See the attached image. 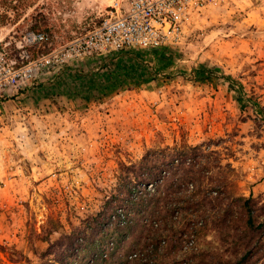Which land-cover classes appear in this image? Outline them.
Instances as JSON below:
<instances>
[{
	"label": "rangeland",
	"instance_id": "rangeland-1",
	"mask_svg": "<svg viewBox=\"0 0 264 264\" xmlns=\"http://www.w3.org/2000/svg\"><path fill=\"white\" fill-rule=\"evenodd\" d=\"M122 1L0 0L1 45L14 67L31 69L23 88L0 101V264H67V236L98 245V215L132 177L121 164L147 152L163 163L162 151L182 143L211 145L217 157L204 160L230 165L233 184L208 209V229L177 235L166 263L232 264L244 254L230 243L232 225L220 224L230 215L236 224L233 201L242 196L257 212L252 264H264V0H216L191 14L162 69L164 54L110 57L82 42ZM30 32L44 34L40 47L25 45ZM127 73L151 78L134 86ZM184 216L176 214L180 225Z\"/></svg>",
	"mask_w": 264,
	"mask_h": 264
},
{
	"label": "trees",
	"instance_id": "trees-1",
	"mask_svg": "<svg viewBox=\"0 0 264 264\" xmlns=\"http://www.w3.org/2000/svg\"><path fill=\"white\" fill-rule=\"evenodd\" d=\"M40 45L41 43L36 44L39 47ZM130 51L134 50L107 55L120 57ZM149 51L165 55L166 60L159 66L161 69L167 68L173 62V58L166 56L167 46L138 49V52L143 53ZM42 53L40 48L35 50V55ZM127 74L129 77H136L132 82L134 86L145 84L151 78V74ZM122 77L123 74L119 72L117 82L122 81ZM120 84L121 87L125 86V82ZM162 154L165 162L160 164H153L148 152L130 167L121 164L120 170L132 169V177L124 184L123 194L117 198L116 204L106 213L98 215V234L101 235L98 245L95 244V239L86 236L83 244H77V237L67 236V264H180L175 261L166 263L171 252L177 248L173 240L185 232L208 229V224H211V211L208 209L213 205L221 206V198L233 184L230 173H233L234 169L230 165L222 166L219 158H216L214 163L204 160L206 155L217 157V152L211 151L209 144L191 147L182 143L165 148ZM189 182H193L195 188L190 192L191 196H186L189 192ZM233 202L236 208V224L231 223L234 219L230 222L231 215L229 224L220 222L221 227L232 225L231 231L235 233L229 237L232 240L230 243L239 245L244 251L232 264H252L253 260H259L260 256L259 239L248 234L255 229V205L250 198L242 196H237ZM182 213H185L183 218L186 221L180 225L176 214ZM228 215L223 217L224 221ZM200 221L204 222L202 227L198 225ZM218 223L219 220L214 225ZM136 227L140 230L133 241L130 240V235H134L132 230ZM240 229L243 234L237 232ZM203 256L205 255L200 253L195 259ZM215 259L212 257L207 264H211Z\"/></svg>",
	"mask_w": 264,
	"mask_h": 264
},
{
	"label": "built area",
	"instance_id": "built-area-1",
	"mask_svg": "<svg viewBox=\"0 0 264 264\" xmlns=\"http://www.w3.org/2000/svg\"><path fill=\"white\" fill-rule=\"evenodd\" d=\"M216 0H123L115 2L98 26L83 39L95 54H111L125 50L152 49L173 44L191 14L213 5ZM41 32L24 37L28 47L44 41ZM48 63V60H45ZM0 42V99L16 95L30 67L16 68Z\"/></svg>",
	"mask_w": 264,
	"mask_h": 264
}]
</instances>
